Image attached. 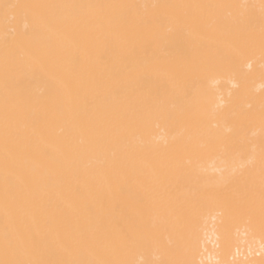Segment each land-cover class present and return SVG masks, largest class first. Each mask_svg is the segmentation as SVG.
<instances>
[{"label": "bare ground", "instance_id": "obj_1", "mask_svg": "<svg viewBox=\"0 0 264 264\" xmlns=\"http://www.w3.org/2000/svg\"><path fill=\"white\" fill-rule=\"evenodd\" d=\"M0 264H264V0H0Z\"/></svg>", "mask_w": 264, "mask_h": 264}]
</instances>
